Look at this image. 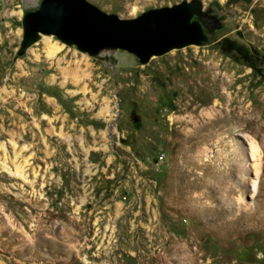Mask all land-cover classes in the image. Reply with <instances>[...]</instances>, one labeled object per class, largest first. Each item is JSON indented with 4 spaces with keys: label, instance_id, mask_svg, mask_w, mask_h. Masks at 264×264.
<instances>
[{
    "label": "rangeland",
    "instance_id": "374dc122",
    "mask_svg": "<svg viewBox=\"0 0 264 264\" xmlns=\"http://www.w3.org/2000/svg\"><path fill=\"white\" fill-rule=\"evenodd\" d=\"M200 1L206 40L141 60L19 53L41 0H0V264H264V0Z\"/></svg>",
    "mask_w": 264,
    "mask_h": 264
},
{
    "label": "water",
    "instance_id": "95a60500",
    "mask_svg": "<svg viewBox=\"0 0 264 264\" xmlns=\"http://www.w3.org/2000/svg\"><path fill=\"white\" fill-rule=\"evenodd\" d=\"M200 0H183L172 6L150 9L133 18L107 13L88 0H41L23 17L19 53L25 52L40 34H53L91 56L106 48H119L141 60L187 44L206 40L200 23Z\"/></svg>",
    "mask_w": 264,
    "mask_h": 264
},
{
    "label": "bare ground",
    "instance_id": "6f19581e",
    "mask_svg": "<svg viewBox=\"0 0 264 264\" xmlns=\"http://www.w3.org/2000/svg\"><path fill=\"white\" fill-rule=\"evenodd\" d=\"M248 2V1H247ZM259 3V2H258ZM258 3H256L255 5H257ZM264 5V4H263ZM249 6V5H248ZM258 7V6H257ZM247 8V7H246ZM262 8V7H261ZM243 9H245V7H243ZM264 10V9H263ZM261 11V10H260ZM44 41V44L46 45L47 48V58L52 59L56 53L60 50L59 46H56L55 44H51L49 37L48 38H44L42 39ZM58 62V61H57ZM21 76V75H20ZM18 79V78H17ZM21 81V80H20ZM14 95V94H13ZM12 96V94L10 95ZM15 99V98H14ZM3 103L10 105L12 103V101L10 99H3ZM83 103L85 106H88L89 102L87 100H83ZM249 148L250 151H253L254 147L252 144L249 143ZM4 166V165H3Z\"/></svg>",
    "mask_w": 264,
    "mask_h": 264
},
{
    "label": "flooded vegetation",
    "instance_id": "af4514ba",
    "mask_svg": "<svg viewBox=\"0 0 264 264\" xmlns=\"http://www.w3.org/2000/svg\"><path fill=\"white\" fill-rule=\"evenodd\" d=\"M191 19H192V20H196V21H198V22L200 23L201 27H202L203 32L205 33V28H206V26H205V24L200 20V18L198 17V15H197V14H194V15L192 16ZM206 29H207V28H206Z\"/></svg>",
    "mask_w": 264,
    "mask_h": 264
}]
</instances>
